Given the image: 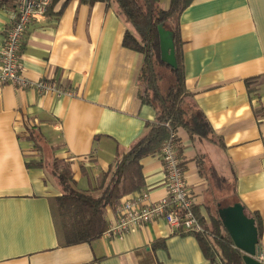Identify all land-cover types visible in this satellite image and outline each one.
I'll use <instances>...</instances> for the list:
<instances>
[{
    "label": "crops",
    "instance_id": "1",
    "mask_svg": "<svg viewBox=\"0 0 264 264\" xmlns=\"http://www.w3.org/2000/svg\"><path fill=\"white\" fill-rule=\"evenodd\" d=\"M66 1L33 21L20 51L25 77L63 94L0 89V264H214L196 235L162 220L66 245L54 207L62 195L54 161L69 165L77 190L91 193L156 116L139 99L143 55L123 46L128 25L117 6ZM12 11L0 6V51ZM180 26L186 88L215 138L177 131L194 210L207 226L238 203L258 215L264 257V0H195ZM141 164L145 186L126 197L148 192L161 199V153ZM126 197L106 209L107 229Z\"/></svg>",
    "mask_w": 264,
    "mask_h": 264
},
{
    "label": "trees",
    "instance_id": "2",
    "mask_svg": "<svg viewBox=\"0 0 264 264\" xmlns=\"http://www.w3.org/2000/svg\"><path fill=\"white\" fill-rule=\"evenodd\" d=\"M53 0L48 14L55 4ZM69 0H67L64 4ZM195 0H170L167 9L160 0H80L84 5L96 3L115 4L117 13L128 25L123 37V46L143 55L138 74V96L143 105L155 111L154 121L146 123L143 137L119 156L91 193L76 189L68 164L54 161L51 169L57 178L62 195L55 200V213L63 232L66 245L91 242L107 230L106 209L122 198L140 192L145 186L141 161L161 153L171 130H185L191 138L215 141L212 128L186 88L182 63V40L180 20L183 13ZM16 9L14 0H0V6ZM161 28L172 35L176 66L162 59ZM250 85V81L248 82ZM217 185L225 182L216 171L210 169ZM100 191L95 197L92 192ZM206 233L196 235L205 256L214 264H245L244 253L237 249L218 214L211 217L210 226L197 215ZM262 232L260 217L253 215Z\"/></svg>",
    "mask_w": 264,
    "mask_h": 264
},
{
    "label": "built area",
    "instance_id": "3",
    "mask_svg": "<svg viewBox=\"0 0 264 264\" xmlns=\"http://www.w3.org/2000/svg\"><path fill=\"white\" fill-rule=\"evenodd\" d=\"M53 0H15L16 9L12 11L9 28L0 51V89L13 85L19 89L31 86L41 93L61 96L63 91L45 81L33 82L22 72L20 51L23 37L35 19L48 14ZM178 134L171 130L161 150L165 175V196L154 201L148 192L136 197H126L116 209L115 222L105 234L109 237L125 233L162 220L171 228L189 234L206 233L194 210V200L188 190L185 172L177 149ZM264 264V257L257 258Z\"/></svg>",
    "mask_w": 264,
    "mask_h": 264
},
{
    "label": "water",
    "instance_id": "4",
    "mask_svg": "<svg viewBox=\"0 0 264 264\" xmlns=\"http://www.w3.org/2000/svg\"><path fill=\"white\" fill-rule=\"evenodd\" d=\"M162 59L176 66L175 47L170 32L161 28ZM220 218L235 247L244 253L245 264H263L258 258L259 231L254 217H250L240 203L222 210Z\"/></svg>",
    "mask_w": 264,
    "mask_h": 264
},
{
    "label": "rangeland",
    "instance_id": "5",
    "mask_svg": "<svg viewBox=\"0 0 264 264\" xmlns=\"http://www.w3.org/2000/svg\"><path fill=\"white\" fill-rule=\"evenodd\" d=\"M169 3H170V0H161V6L165 9L168 8Z\"/></svg>",
    "mask_w": 264,
    "mask_h": 264
}]
</instances>
